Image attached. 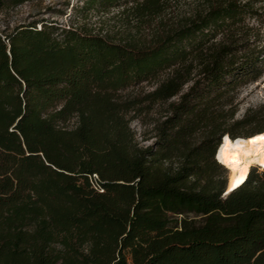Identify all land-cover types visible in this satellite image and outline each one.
<instances>
[{"label": "trees", "instance_id": "1", "mask_svg": "<svg viewBox=\"0 0 264 264\" xmlns=\"http://www.w3.org/2000/svg\"><path fill=\"white\" fill-rule=\"evenodd\" d=\"M263 72L264 0H210L151 44L46 18L0 31V264H264V171L225 196L216 158L226 134L264 131H239L262 107L228 123ZM174 97L140 145L130 114Z\"/></svg>", "mask_w": 264, "mask_h": 264}, {"label": "rangeland", "instance_id": "2", "mask_svg": "<svg viewBox=\"0 0 264 264\" xmlns=\"http://www.w3.org/2000/svg\"><path fill=\"white\" fill-rule=\"evenodd\" d=\"M88 2L89 0L26 1L17 6L0 10V31L6 28L12 29L18 24L28 23L33 19L46 18L55 19L67 27L75 24L90 32L105 35L116 42L151 44L153 39L160 33L184 22L187 17H192L200 11H204L210 0H169L163 12L146 17H139L136 14L132 0L127 2V6L125 4L126 0H122L119 4L108 8L99 4L89 5ZM189 85L190 83L186 85L185 89ZM154 86L153 83L145 82L133 91L143 97ZM232 93L234 94L236 113L233 118H229L228 123L242 119L252 110L262 107L264 111V72L257 80L243 81ZM177 100L178 97H174L168 102L160 101L152 106L139 108L136 112L130 114L132 117L131 127L140 145L147 146L156 141V124L163 121L169 114L171 101ZM263 126L264 116L258 121L239 128V131H255ZM202 131L200 129L195 136L199 137ZM251 168H257L260 172L264 171V167L259 164H255ZM226 174L229 179V169ZM190 216L200 219L199 216L194 214Z\"/></svg>", "mask_w": 264, "mask_h": 264}, {"label": "bare ground", "instance_id": "3", "mask_svg": "<svg viewBox=\"0 0 264 264\" xmlns=\"http://www.w3.org/2000/svg\"><path fill=\"white\" fill-rule=\"evenodd\" d=\"M217 159L230 170L229 189L242 182L255 164L264 167V131L250 138L224 136L216 153Z\"/></svg>", "mask_w": 264, "mask_h": 264}, {"label": "water", "instance_id": "4", "mask_svg": "<svg viewBox=\"0 0 264 264\" xmlns=\"http://www.w3.org/2000/svg\"><path fill=\"white\" fill-rule=\"evenodd\" d=\"M223 140H224V136H223V138H222V141H223ZM217 151H218V150H217ZM234 189H235V187L229 189V182H228V185H227V187H226V189H225L224 195L226 196V195L230 194Z\"/></svg>", "mask_w": 264, "mask_h": 264}, {"label": "built area", "instance_id": "5", "mask_svg": "<svg viewBox=\"0 0 264 264\" xmlns=\"http://www.w3.org/2000/svg\"><path fill=\"white\" fill-rule=\"evenodd\" d=\"M40 27V26H39ZM96 176V175H95Z\"/></svg>", "mask_w": 264, "mask_h": 264}]
</instances>
